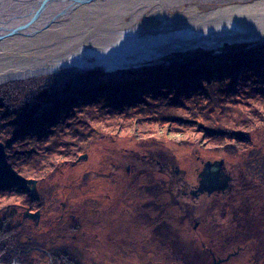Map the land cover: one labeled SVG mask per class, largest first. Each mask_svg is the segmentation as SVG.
I'll return each mask as SVG.
<instances>
[{"label":"trees","instance_id":"obj_1","mask_svg":"<svg viewBox=\"0 0 264 264\" xmlns=\"http://www.w3.org/2000/svg\"><path fill=\"white\" fill-rule=\"evenodd\" d=\"M111 139L140 154L157 146L168 160L176 157L175 149L203 148L231 161L238 179L236 192L224 198L226 219L202 223L206 237L181 228L182 221L167 229L171 218L164 208L163 240L152 252L156 259L134 253L129 264H210L209 248L218 246L224 253L237 245L239 252L249 253L247 262L264 264V42L226 46L217 53L187 52L165 65L136 70H90L57 88L0 90L5 150L0 261L16 257L22 264H87L82 253L58 243L61 230H45L43 220L29 229L18 211L44 209L49 182L43 181ZM139 153L137 168L143 158ZM107 159L101 157L102 177L115 174L113 165L104 168ZM21 179H35L38 185Z\"/></svg>","mask_w":264,"mask_h":264},{"label":"bare ground","instance_id":"obj_2","mask_svg":"<svg viewBox=\"0 0 264 264\" xmlns=\"http://www.w3.org/2000/svg\"><path fill=\"white\" fill-rule=\"evenodd\" d=\"M38 1L1 0L0 27L27 22ZM74 1H46L24 32L0 39V87L59 67L115 70L174 52L264 41V0Z\"/></svg>","mask_w":264,"mask_h":264},{"label":"rangeland","instance_id":"obj_3","mask_svg":"<svg viewBox=\"0 0 264 264\" xmlns=\"http://www.w3.org/2000/svg\"><path fill=\"white\" fill-rule=\"evenodd\" d=\"M263 42L264 41L250 42V43H244V44L225 43L223 46L219 48V50L226 46L248 47L247 45L249 44H250L249 46H252V45H256V44L263 43ZM201 50H204V51L212 50L213 51V49L197 48V49L190 50V51L174 52L167 56H163L160 60L156 61L157 63L155 64L143 65V66L165 65L171 60L179 59L180 56L183 55L184 53L198 52ZM143 66L137 67L135 68V70L141 69ZM128 69H131V68H128ZM90 70L104 71L102 68L96 67V68L88 69L82 72H75L70 67H59L57 70L53 72L37 74V75H30L24 78L11 80L5 83L3 86H1L0 90L26 89L29 91H36V90H39L45 87L57 88V87H60L64 81L76 80L81 75L85 74L86 72ZM119 70L120 69H116L115 71H119ZM121 70H127V69H121ZM105 72H110V71H105ZM112 142L114 141L112 140L111 142H108V143L98 144L96 145L95 148H93L91 151L86 153V157L79 158V159L77 158L72 163L64 164L60 166L58 169L54 170V172L50 175V180L47 179L46 181H43L45 183L49 182L47 184V186H49L48 190L46 187L47 192L44 193L45 195L44 198L46 199L45 204H44V209H41V210L36 209V210L40 211L41 214H46V213H49L51 210L53 211L58 210L59 207L61 206L60 202H63V203L66 202V206H69L68 204L71 201L73 202V200H76V199L83 200V201L87 200L83 202L81 205H75V204L71 205L70 204V206H72L73 208L79 207L80 209H82L81 210V214H82L81 220L82 222L84 221V224H87L89 226V224L92 221L91 207L93 206V202L90 198V195H92L93 192L96 191V188H95L96 180L99 179L98 178L99 176L96 173H98V171H101V166H102L101 157L107 156L108 163L104 166L105 169L107 168L109 164L118 166L122 169V172L111 175L112 179H115V176L117 177V179H116V182L111 184L110 188L114 190H118V193H124L125 196H128L132 199L134 197H138L139 195V192H138V190H140L138 186L139 184L146 183L147 185V183L153 182L155 176L154 174L152 175L151 172L148 173L149 172L148 169H156L155 167L158 168V165L156 164V159L162 162V164H165L164 170L166 169L169 170L170 177L174 178V176L176 177L179 175L187 182H193L196 180L197 173L201 170L203 163H205L206 161L213 162L214 160H223L224 171L226 173H229L233 180L232 189L229 192H226L222 197H220V199H217L216 201L211 199L213 198V196L210 197V200H206L205 203L207 202L209 203L210 201L213 202V205L211 204V207L210 206L205 207L204 205L200 204L201 206L198 208L197 207L199 205L198 202H194V200L191 198H188V199L192 203L196 204V205H192V208H191L192 211H190L191 213L193 212L197 213L198 209L200 210L205 209V213H206L205 220H210V221L215 220V221L221 222L222 220L226 219V217L228 216L227 211L224 209L225 205H223V203L226 202L225 199H227L228 195L230 194L232 195L233 193L236 192L237 187H238V179H236L235 174L232 171V168L230 166L231 161H228L225 157L221 155L215 156L214 154H210L209 150H205L203 148L202 149L192 148V149H179V150L175 149L176 157L168 160L167 158L165 159L161 158V155H160L161 149L159 147L157 148V146H155V149H152L149 151H145V152L141 151V154H140L139 152L133 151V149H130V147H125L126 145L124 144H121V143L118 144V141L117 143H112ZM101 147H104L106 149L103 150L101 149ZM137 153L143 156L142 161L140 162L141 166L139 168L135 167L136 166L135 160L137 159ZM127 165L132 166L131 174L129 176L125 174L126 172L125 166ZM144 167L147 168V172L146 173L143 172V174H138L137 170L143 169ZM218 173H220V171L216 170V174ZM156 175H159V174L156 173ZM162 177L163 179H165L164 176ZM121 178H124V179H121ZM35 185H38V182ZM152 185L154 184L152 183ZM107 186H109L108 183H104V187L108 188ZM171 191L172 193L167 192V187L164 186L162 191L158 192L160 193L161 201H164V200L169 201L171 199V196H175L173 195L175 192L173 188L171 189ZM195 200L197 201L198 199L195 198ZM170 206H169L170 209L167 211L168 212L167 215L170 216L171 218L170 219L171 224L169 223L170 225L168 226L167 229H172L173 228L172 226H174V223L178 221H182L180 222L181 228L185 227L188 229L189 228L192 229L193 221H191L190 219V212L186 214L185 209H179L178 206L173 205V204ZM23 210L18 211V216H20ZM55 213L56 212L52 213V215H54ZM42 220L45 222L47 219L45 217L43 219L42 217V219L38 220V222H42ZM27 224L28 222L26 220V225ZM205 224L206 223L198 225L197 226L198 230L195 231L194 234L197 236L201 235V236L206 237V231L205 232L203 231V229L206 228ZM41 225L47 228L48 223L46 222ZM232 233L234 232L230 229L229 235H231ZM65 239H67L66 235L62 237L61 239H58L59 240L58 243L62 242V243L68 244L70 242L69 239L66 240V242L64 241ZM146 243H140L137 246L131 245V248H136V250H142V249L146 250L145 252L147 253L146 258L154 257L152 252H154L155 243L154 244H150V243L146 244ZM175 243L176 241H173L172 243L171 241L169 242V244H172V246L175 245ZM203 245L204 247L206 246L205 243ZM241 248L242 247L240 245H237L234 248H230L229 250L226 249V251L225 252L223 251L224 253H222L219 247L217 246L215 248L217 251L213 248V250L216 253L213 250H211V248H209V252L210 253L212 252L215 258H218V257H225L228 253H231L237 250V252L234 255H231L226 261H223L219 264H250L249 262H247L249 253L246 251H243L242 253L239 252ZM103 249L101 250L100 248L99 250L103 251ZM94 250H95V247L90 242L86 244V247L81 248L82 260L85 263L94 264V259H95ZM132 256H135V254L132 253L129 260L127 261L126 260L117 261L111 264H129V261ZM136 256L137 258H140L139 254H136ZM153 259H156V256ZM42 260L43 262H49L50 258L42 257ZM158 262H161V260ZM158 262H155V263H158ZM100 264H110V263L105 262V263H100ZM210 264H213V257H211Z\"/></svg>","mask_w":264,"mask_h":264},{"label":"flooded vegetation","instance_id":"obj_4","mask_svg":"<svg viewBox=\"0 0 264 264\" xmlns=\"http://www.w3.org/2000/svg\"><path fill=\"white\" fill-rule=\"evenodd\" d=\"M156 164L158 168L148 169L155 176L152 182L154 185L151 182L147 185L146 183L139 184V195L133 199L110 188L111 184L116 182V176L115 179H112V176L107 173L102 177L98 171L99 179L96 180V191L90 195L93 206L91 207L92 221L90 220L89 226L81 220L82 209L70 206V204L81 205L87 200L76 199L71 201L69 206H66V202H60L61 206L56 211L51 210L46 214H41L39 211L38 220L42 217L47 219L48 226L45 230H61V236L66 235L67 237L64 241L66 242L68 239L70 241L68 244L65 243V246L74 248L76 253H81V248L86 247V244L90 242L95 247L94 264L127 261L132 253L146 258V250H136V248H131V245L137 246L146 242L156 245L163 240L161 229L164 223V214H162L164 208L168 211L169 206L173 204L178 208L180 206L181 209H185L187 214L192 211V205H196L188 198L198 202L197 207L199 208L200 204L204 205L206 200H210V197L220 198L229 192L233 185V180L230 174L224 171L223 165L205 167L203 163L201 170L197 173L196 180L187 182L179 175L174 178L170 177L169 170H164L165 164H162L158 159H156ZM216 167L217 169H215ZM112 169L113 173L122 172V169L115 165L112 166ZM143 169H139L137 172L146 173L147 168ZM125 170V174L129 176L132 166H125ZM216 170H219L220 173L216 174ZM104 183H108V188L104 187ZM164 186L167 187L169 193H172V188L175 191L173 194L175 196H171L169 201H161L160 193H158ZM195 198L198 200L196 201ZM54 212L56 213L52 215ZM166 213L168 214V212ZM205 214V209H198L197 213L190 212V219L193 221L192 230H198L197 226L204 222ZM20 216L27 220L29 229L37 227L39 224V222L35 223V219L23 217L22 213ZM61 244L63 243L61 242ZM100 248L101 250L104 248L103 251L99 250Z\"/></svg>","mask_w":264,"mask_h":264},{"label":"water","instance_id":"obj_5","mask_svg":"<svg viewBox=\"0 0 264 264\" xmlns=\"http://www.w3.org/2000/svg\"><path fill=\"white\" fill-rule=\"evenodd\" d=\"M46 1H48V0H39L38 1L39 3H37V8L35 10L31 9L30 11H28L29 17H31V18H28L29 20L27 22L22 23V24L11 25V27H8V26L0 27V39H3L5 37H7V36H11V35H14V34H19L21 32H24V30L26 28H28L32 24V21L35 20L36 17L41 14V12L43 11V9H44V7L46 5ZM49 1H51V0H49ZM55 1H60V0H55ZM88 1L89 0H75L74 2L80 4V3H85V2H88ZM48 21H49V18H48V20L45 23H47ZM3 27H8V29L7 28H3ZM249 45H247V46H249ZM219 48H220V46H218V47H210V48H203V49H213V51L216 53V52L220 51ZM155 63H157V62L153 61V62H149V63H142L141 65L135 66V67H122V68H119V69L120 70L121 69H128V68L135 69V68L143 66V65H152V64H155ZM103 70L104 71H115L116 69L115 70L103 69ZM4 152H5L4 145L0 141V169L5 163ZM83 157H86V153L81 154L78 157V159L79 158H83ZM216 165L217 166L223 165V160H214L213 162L206 161L204 163L205 167H209V166L213 167V166H216ZM215 169H217V167ZM199 176L201 177V175H199ZM21 181L24 184H29V185H33V186L36 184V180L35 179H21ZM22 215H23V217L35 219V223L37 224L38 215H39V211L38 210L29 211L27 208H25L23 210V212H22ZM236 252H237V250H235V251H233L231 253H228L225 257H218V258H215L214 254L211 252V256L213 257V264H219V263H221L223 261H226L231 255H234Z\"/></svg>","mask_w":264,"mask_h":264},{"label":"built area","instance_id":"obj_6","mask_svg":"<svg viewBox=\"0 0 264 264\" xmlns=\"http://www.w3.org/2000/svg\"><path fill=\"white\" fill-rule=\"evenodd\" d=\"M16 264H19V263H16Z\"/></svg>","mask_w":264,"mask_h":264}]
</instances>
